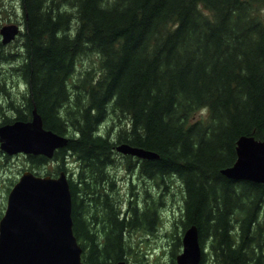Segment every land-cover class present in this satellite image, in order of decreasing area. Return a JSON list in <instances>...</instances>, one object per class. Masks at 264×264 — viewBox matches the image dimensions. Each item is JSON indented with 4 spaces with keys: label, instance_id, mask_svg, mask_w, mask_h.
<instances>
[{
    "label": "trees",
    "instance_id": "obj_1",
    "mask_svg": "<svg viewBox=\"0 0 264 264\" xmlns=\"http://www.w3.org/2000/svg\"><path fill=\"white\" fill-rule=\"evenodd\" d=\"M21 6L17 72L26 90L10 106L24 120L36 107L44 127L69 138L52 158H28L36 167L57 161L50 174L71 159L79 164L70 186L83 259L152 264L132 235L157 230L158 201L146 180L144 189L132 182L125 207L113 169L122 165L163 193L176 194L169 187L180 179L183 205L167 233L177 248L173 264L182 245L177 226L192 224L203 249L210 241L200 264L211 252L214 264H264V183L221 172L235 162L241 135L264 140V0H21ZM84 54L91 62L80 69ZM121 142L159 156L121 154L115 148Z\"/></svg>",
    "mask_w": 264,
    "mask_h": 264
},
{
    "label": "water",
    "instance_id": "obj_2",
    "mask_svg": "<svg viewBox=\"0 0 264 264\" xmlns=\"http://www.w3.org/2000/svg\"><path fill=\"white\" fill-rule=\"evenodd\" d=\"M20 31L16 23L2 27L3 42ZM31 120L17 119L0 125V146L8 153H42L53 156L69 138L43 125L35 107ZM116 149L123 154L156 158L158 152L122 142ZM235 162L221 172L232 178L264 183V140L243 134L237 140ZM72 193L68 175L37 174L26 170L12 187L7 209L0 220V264H90L82 258L83 247L73 228ZM177 264H200L203 247L199 228L188 226L182 237ZM116 264H128L120 260Z\"/></svg>",
    "mask_w": 264,
    "mask_h": 264
},
{
    "label": "rangeland",
    "instance_id": "obj_3",
    "mask_svg": "<svg viewBox=\"0 0 264 264\" xmlns=\"http://www.w3.org/2000/svg\"><path fill=\"white\" fill-rule=\"evenodd\" d=\"M0 26L3 23L8 22H19L21 23V27L23 26L24 13L23 8L21 6V0H0ZM17 38V37H16ZM23 37L19 34L17 39L11 41L4 49V58L0 59V68L3 71V77H0V121L3 119L2 116L10 117L15 114V111L10 106V102L20 103L22 101V94L26 90V84L22 80L21 77L18 76L17 70L13 69L20 65L23 60L22 51H23ZM135 42V44H137ZM97 61V57H95V62ZM90 59L87 55H82L80 57L78 66L80 69L84 67H88L90 65ZM96 64V63H95ZM1 75V74H0ZM115 82H113L112 86L114 88ZM2 118V119H1ZM104 125L102 124L100 130H103ZM117 151V150H116ZM118 152V151H117ZM120 153V152H119ZM18 156H10L8 160L4 158L2 152H0V211L3 208L4 203L7 201V190L10 186H12L13 182L18 178L17 176L21 175L24 170L29 169L32 166V162L24 153H18ZM122 154V153H121ZM71 158V156L69 157ZM8 163L9 166H6L5 163ZM67 165L71 170H76L79 164L76 160H72ZM57 166V161L48 160L46 163H43L37 169L38 173L46 174V172L50 171V169L54 170ZM115 179L117 184L120 185V190L123 197H127L124 203H126L125 207H127V200L130 196L131 191V183L134 184L135 189H144L145 182L149 183L150 191L155 196V200L158 201V218L157 222V230L149 231L145 233H137L134 232L132 235V242L137 244L138 249L141 252H147L146 261L155 264H173V255L172 252L177 249L175 243H173L172 237L168 236L167 233L174 232L173 225L179 214L180 206L183 205V195L181 193L182 184L180 179L176 178L174 182L170 184L169 189L172 192H176V194H171L169 192L163 193L162 188L155 185L156 181H151L148 179H144L141 176L137 175V171L134 173L128 172L125 167L122 165L114 166ZM77 173V172H76ZM76 175L73 177V179ZM142 178V179H141ZM141 179V180H139ZM2 184H4V188H2ZM145 194V191L143 192ZM143 198L142 196L139 197ZM176 218V219H175ZM181 226H177L176 235L183 234ZM143 238H146V240ZM209 239V238H208ZM209 242L207 241L208 246L205 247L207 252L210 251ZM182 250V245L177 250L179 253ZM145 257V255H144ZM215 257L213 252L209 255L207 254V264L215 263ZM214 260V261H213ZM177 264V263H176Z\"/></svg>",
    "mask_w": 264,
    "mask_h": 264
},
{
    "label": "flooded vegetation",
    "instance_id": "obj_4",
    "mask_svg": "<svg viewBox=\"0 0 264 264\" xmlns=\"http://www.w3.org/2000/svg\"><path fill=\"white\" fill-rule=\"evenodd\" d=\"M1 13V12H0ZM12 23H16V24H18L20 27H21V23H19V22H8V23H3L1 26H0V59H2V58H4V48L11 42H7V43H5V42H3V34H2V27L4 26V25H6V24H12ZM22 30H23V28L21 27L20 28V31H19V34H21L22 33ZM19 34L16 36L17 38H18V36H19ZM17 38H15V39H17ZM12 41H14V40H12ZM13 69H15V70H17V67H14V68H12V70ZM14 71V70H13ZM18 73V72H17ZM0 77H3L4 78V76H3V71H1V68H0ZM1 82V81H0ZM25 84H26V82H25ZM12 102V101H11ZM16 112V111H15ZM3 118V119H2ZM2 120L0 121V124H4V123H8V122H11V121H13V120H9L8 118H4L3 116H2ZM11 118H13L14 120H16V119H18L17 117H16V113L13 115V116H11ZM8 119V120H7ZM24 120V119H23ZM26 120H29V119H26ZM0 152H2V154L4 155V158L6 159V160H8L9 159V157L10 156H18L19 154L17 153V154H10V153H7V152H5V151H3V150H1L0 149ZM29 154H31V155H38V154H36V153H29ZM26 156H28L27 154H25ZM8 163L9 162H7V163H5V165L6 166H9V167H11L10 165H8ZM37 169V167L35 166V165H33V163H32V166L29 168L30 170H32V171H34V172H36V173H38L36 170H34V169ZM28 170V169H27ZM110 174H108V176H109ZM137 175H139V174H137ZM18 178L16 179V181H14L13 182V184H12V186H10L9 187V189L7 190V201L4 203V205H3V208H2V210L0 211V220H1V218L3 217V215L5 214V212H6V209H7V203H8V196H9V193H10V191H11V189H12V187L14 186V184L19 180V178H20V175L19 176H17ZM107 187V186H106ZM2 188H4V184H2Z\"/></svg>",
    "mask_w": 264,
    "mask_h": 264
}]
</instances>
